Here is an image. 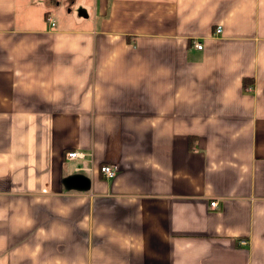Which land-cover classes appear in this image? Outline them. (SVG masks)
I'll use <instances>...</instances> for the list:
<instances>
[{
  "label": "crops",
  "instance_id": "crops-1",
  "mask_svg": "<svg viewBox=\"0 0 264 264\" xmlns=\"http://www.w3.org/2000/svg\"><path fill=\"white\" fill-rule=\"evenodd\" d=\"M0 264H264V0H0Z\"/></svg>",
  "mask_w": 264,
  "mask_h": 264
},
{
  "label": "built area",
  "instance_id": "built-area-1",
  "mask_svg": "<svg viewBox=\"0 0 264 264\" xmlns=\"http://www.w3.org/2000/svg\"><path fill=\"white\" fill-rule=\"evenodd\" d=\"M48 21L51 22V26H54L55 23L51 21V19H48ZM221 32V28L220 26H218L215 30L216 34H219ZM193 45L198 48L201 49L202 48V44L198 41H193ZM84 154L76 152V151H69L65 153V158L68 161H73L76 158H81L83 157ZM77 170L79 169V167L76 168ZM100 172L103 174V176H105L107 179H111L113 178L116 173H117V168L114 165H108V164H104L100 166ZM210 209L211 210H216L218 208V202L217 201H211L210 202ZM240 245H246L247 241L245 239H242L239 241Z\"/></svg>",
  "mask_w": 264,
  "mask_h": 264
},
{
  "label": "rangeland",
  "instance_id": "rangeland-1",
  "mask_svg": "<svg viewBox=\"0 0 264 264\" xmlns=\"http://www.w3.org/2000/svg\"><path fill=\"white\" fill-rule=\"evenodd\" d=\"M55 16V15H54Z\"/></svg>",
  "mask_w": 264,
  "mask_h": 264
}]
</instances>
